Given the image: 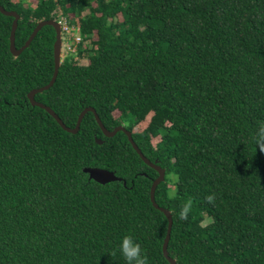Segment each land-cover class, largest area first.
Instances as JSON below:
<instances>
[{
  "label": "trees",
  "instance_id": "obj_1",
  "mask_svg": "<svg viewBox=\"0 0 264 264\" xmlns=\"http://www.w3.org/2000/svg\"><path fill=\"white\" fill-rule=\"evenodd\" d=\"M0 5L21 17L18 49L58 10L73 25L79 20L76 57L89 64L67 56L36 100L70 128L94 107L108 130L124 125L166 169L156 203L173 217L170 258L264 264V151L255 141L264 122V0ZM13 21L0 12V264H125L118 251L125 235L148 264H170L163 253L168 220L151 202L157 171L124 132L104 136L92 112L72 134L32 105L30 91L53 78L57 34L45 26L15 57ZM86 167L123 181L99 184Z\"/></svg>",
  "mask_w": 264,
  "mask_h": 264
},
{
  "label": "water",
  "instance_id": "obj_2",
  "mask_svg": "<svg viewBox=\"0 0 264 264\" xmlns=\"http://www.w3.org/2000/svg\"><path fill=\"white\" fill-rule=\"evenodd\" d=\"M0 12L4 15L8 16V17L14 18L12 30H11V35H10V50L15 57H18L23 51H25L27 48L30 47V45L32 44V42L35 39V37L37 36V34L45 26H52L56 30L57 39H56V42L54 44V57H55L54 75H53V78L48 85L41 87V88L33 89L32 91H30V93L28 94V98L30 99V102L32 103V105L46 110L52 117H54V119L59 123V125L65 131L72 133V134H77L79 132L84 117L86 116L87 113L92 112L95 115V118H96L104 136L110 138V137H114L120 131L124 132L127 135V137L129 139L130 143L132 144L133 148L137 151V153L140 155L141 159L146 163V165H148L149 167H151L157 171L158 177L153 181V184L151 187V202H152L154 208L156 210L160 211L161 213H163L168 220V234H167V238L165 240L164 247H163L164 257L166 258V260L170 264H177V262L175 260L170 258L169 253H168V247H169V243L171 240V233H172L173 224H174L172 214L169 210H165V209L159 207L158 204L156 203V191H157V188L159 187V185L162 182H164L166 179V169L161 167L158 164V161L152 162L150 159H148L144 155V153L141 151V149L138 147V145L134 141L133 136H132V132L128 131L124 125L116 127L113 131L108 130L105 127V125L103 124L101 118L99 117V115H98V113L94 107L90 106V107H87L86 109H84L82 111V113L79 115L76 127L70 128L64 123V121L58 116V114H56V112L52 108H50L48 105H46L44 103L38 102L36 100V95L39 93H43L46 90H49L54 85V83L58 77V74H59L60 66L62 64V45L63 44H62L61 25L56 20L40 21L37 24V26L35 27L34 31L32 32L31 36L29 37V39L27 40L25 45L23 47H21L20 49H18L16 47V31L18 29L19 20L21 17L16 11H7L1 5H0ZM96 142L98 144H103V140L98 139V138L96 139ZM83 171H84V173L89 175L90 180H94L97 183L102 184V185H105V184H108L111 182H116V181H123L122 178H119L116 176L115 172L109 171L107 169H102V168H97V167H86V168H84ZM124 184H126L125 181H124Z\"/></svg>",
  "mask_w": 264,
  "mask_h": 264
},
{
  "label": "clouds",
  "instance_id": "obj_3",
  "mask_svg": "<svg viewBox=\"0 0 264 264\" xmlns=\"http://www.w3.org/2000/svg\"><path fill=\"white\" fill-rule=\"evenodd\" d=\"M61 16H64V15H63V12L61 10H59V12L57 14V18L53 19V20H56L58 23H60L59 19ZM64 17H66V16H64ZM79 24H80V22H79ZM61 30H62V27H61ZM80 35H81V28H80ZM81 38H82V35H81ZM70 42H72V40H68L67 43L64 41V32L62 30V44H63L62 45V57H63L62 62L67 56H76L77 55V54L75 55L73 53H69L67 51V48H66V51L63 52L64 45L67 46V44ZM82 42H83V38H82L81 42L77 45L76 52L78 51V47L81 45ZM255 141H256L257 147H259L261 151H264V122H261V124L258 126V128L256 130ZM209 200H211V197H209ZM186 212H187V207H185L181 211V213H180L181 218H183L185 216ZM118 251H119L120 255L123 257L125 264H148L147 256L143 254V250H142L140 244L131 235H125L120 239L119 244H118Z\"/></svg>",
  "mask_w": 264,
  "mask_h": 264
},
{
  "label": "built area",
  "instance_id": "obj_4",
  "mask_svg": "<svg viewBox=\"0 0 264 264\" xmlns=\"http://www.w3.org/2000/svg\"><path fill=\"white\" fill-rule=\"evenodd\" d=\"M59 22L61 24L62 30L64 33L67 34L68 40H72V42L68 43L66 48L69 53H74L77 50V45L81 42L82 38L80 35V24L77 20L75 25L70 23V21L64 17L61 16L59 19Z\"/></svg>",
  "mask_w": 264,
  "mask_h": 264
},
{
  "label": "rangeland",
  "instance_id": "obj_5",
  "mask_svg": "<svg viewBox=\"0 0 264 264\" xmlns=\"http://www.w3.org/2000/svg\"><path fill=\"white\" fill-rule=\"evenodd\" d=\"M36 1V0H35ZM32 2H34V0H32ZM58 12H59V10H58ZM67 17V16H66ZM68 18V17H67ZM77 20V19H76ZM96 39V37H93V40H95ZM64 41L67 43V41H68V37H67V34L66 33H64ZM93 46V44H92V42L91 41H87V42H85V43H83V47H87L88 49H90L91 47ZM66 51V45H64V48H63V52H65ZM73 54H77V52H75V53H73ZM76 57V56H75ZM62 59H63V57H62ZM78 59V57H76V60ZM77 62H79V64H81V65H87V64H89V60H88V58L87 57H85V58H80V59H78L77 60ZM114 115H115V117H117L118 115H119V112L118 111H116L115 113H114ZM157 139H153V144H156L157 143ZM209 223H211V220H207L205 223H204V225L206 226V225H208Z\"/></svg>",
  "mask_w": 264,
  "mask_h": 264
},
{
  "label": "bare ground",
  "instance_id": "obj_6",
  "mask_svg": "<svg viewBox=\"0 0 264 264\" xmlns=\"http://www.w3.org/2000/svg\"><path fill=\"white\" fill-rule=\"evenodd\" d=\"M64 48V47H63Z\"/></svg>",
  "mask_w": 264,
  "mask_h": 264
},
{
  "label": "flooded vegetation",
  "instance_id": "obj_7",
  "mask_svg": "<svg viewBox=\"0 0 264 264\" xmlns=\"http://www.w3.org/2000/svg\"><path fill=\"white\" fill-rule=\"evenodd\" d=\"M155 180V179H154Z\"/></svg>",
  "mask_w": 264,
  "mask_h": 264
}]
</instances>
